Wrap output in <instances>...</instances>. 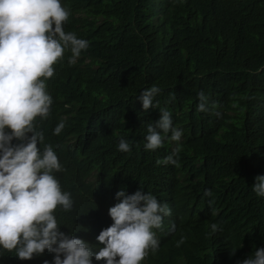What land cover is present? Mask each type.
Returning a JSON list of instances; mask_svg holds the SVG:
<instances>
[{"label": "trees", "instance_id": "obj_1", "mask_svg": "<svg viewBox=\"0 0 264 264\" xmlns=\"http://www.w3.org/2000/svg\"><path fill=\"white\" fill-rule=\"evenodd\" d=\"M60 2L69 12L64 30L89 42L74 64L66 49L53 65L50 111L35 121L40 147H53L62 164L54 175L73 199L71 210L55 212L60 230L96 250L115 192L139 189L170 209L154 229L158 251L142 264H238L264 247V198L251 188L264 174V0ZM153 84L161 91L145 111L136 97ZM201 91L207 111L197 110ZM160 108L182 129L181 140L146 150ZM121 137L130 151L117 149ZM177 143L178 165L157 163ZM213 222L222 230L212 233ZM52 256L0 250V264H51Z\"/></svg>", "mask_w": 264, "mask_h": 264}, {"label": "clouds", "instance_id": "obj_2", "mask_svg": "<svg viewBox=\"0 0 264 264\" xmlns=\"http://www.w3.org/2000/svg\"><path fill=\"white\" fill-rule=\"evenodd\" d=\"M68 16L60 0H0V250L14 252L19 259L47 250L53 254L51 264H93V257L104 264H142L150 252L158 251L154 229L170 214L167 204L151 193L138 189L126 194L123 188L115 192L118 202L107 210L112 223L95 237L96 250L73 231H61L55 215L58 207L71 210L73 199L54 175L62 164L53 147H40L44 137L35 121L50 111L46 81L53 75V65L66 49L71 53L68 63L74 64L89 47L86 39L64 30ZM160 91L155 84L140 90L136 98L141 108H155L154 97ZM197 97V110L207 111L206 95L201 91ZM159 113V119L147 126L146 150L157 149L165 139L181 140L182 129L173 126L170 112L160 108ZM63 127L60 121L53 133ZM179 148L177 143L157 163L178 165L173 157ZM117 149L130 151L129 142L121 137ZM251 188L264 198V174L254 177ZM204 195L211 196V191L205 189ZM209 228L212 233L222 230L215 222ZM184 239L181 236L177 246ZM42 264L50 262L45 259ZM238 264H264V247L255 248Z\"/></svg>", "mask_w": 264, "mask_h": 264}]
</instances>
